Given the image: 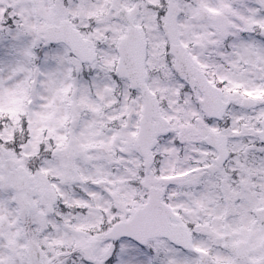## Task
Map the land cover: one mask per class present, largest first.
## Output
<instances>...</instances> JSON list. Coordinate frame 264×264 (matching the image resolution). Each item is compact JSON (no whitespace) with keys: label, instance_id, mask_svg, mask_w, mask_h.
I'll return each mask as SVG.
<instances>
[{"label":"snow or ice","instance_id":"obj_1","mask_svg":"<svg viewBox=\"0 0 264 264\" xmlns=\"http://www.w3.org/2000/svg\"><path fill=\"white\" fill-rule=\"evenodd\" d=\"M0 264H264V0H0Z\"/></svg>","mask_w":264,"mask_h":264}]
</instances>
